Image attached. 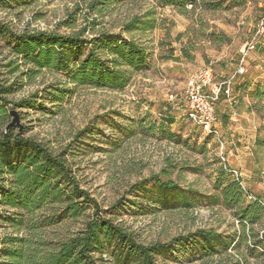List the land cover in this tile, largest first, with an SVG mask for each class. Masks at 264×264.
Here are the masks:
<instances>
[{
	"label": "rangeland",
	"instance_id": "1",
	"mask_svg": "<svg viewBox=\"0 0 264 264\" xmlns=\"http://www.w3.org/2000/svg\"><path fill=\"white\" fill-rule=\"evenodd\" d=\"M89 1L26 0L17 8L0 9V20L19 31L68 33L71 29L64 21L79 5L77 28L88 27L95 18L98 29L119 32L129 18L152 10L157 19L155 29L126 33L147 46V66L123 91L73 90L69 85L54 103L50 100L55 91L52 86L65 83V75L43 71L32 83L21 74L7 75L5 85L13 89L8 99L30 97L35 103L32 110H17L18 130L48 145L54 153H64L74 175L98 200L106 216L133 231L141 243H165L203 228L223 236V241L215 243L223 255L242 251L248 264H264V248L257 238L264 233V216L253 233L247 223L248 239L237 243L243 223L224 203L219 186L221 181L237 179L228 172L235 169L247 194L264 201V35L245 58L246 73L233 81L232 98L218 105L222 148L217 138L187 117L181 104L188 78L195 71L210 68L218 78L234 74L244 58L245 45L252 41L256 25L264 17V0H197L185 8L166 6L161 0H122L101 16L89 14ZM3 51L4 42L0 41L2 57ZM172 94L176 101L170 98ZM88 126L94 134L78 139L76 135ZM109 128L114 131L112 139L105 136ZM3 130L1 120L0 134ZM17 173L1 178L8 182L11 193L0 205L2 236L20 233L56 245L83 231L93 209L75 219L63 214L65 203L35 205L33 197L25 200ZM154 175L174 181L183 191L190 189L188 195L195 207H189L178 193L162 199L154 180L147 182L144 190H134L137 182ZM135 196L136 208L123 211L117 206L120 199L133 201ZM146 200H153L156 207L141 209ZM242 200L246 205L254 203L247 195ZM12 201L16 210L9 208ZM9 213L12 218L6 222L3 216ZM203 254L199 258L192 253L185 264H209L212 258L205 251ZM214 257L220 259L218 254Z\"/></svg>",
	"mask_w": 264,
	"mask_h": 264
},
{
	"label": "trees",
	"instance_id": "2",
	"mask_svg": "<svg viewBox=\"0 0 264 264\" xmlns=\"http://www.w3.org/2000/svg\"><path fill=\"white\" fill-rule=\"evenodd\" d=\"M121 1L90 0L87 4L89 14L101 16ZM196 1L161 0L166 6L184 8ZM24 3L26 0H0V9L17 8ZM79 9L78 5L75 11L69 13L68 20L64 21L65 26L71 29L68 33L26 28L19 31L13 28L12 23L0 20V41L4 42V55H0V121L3 120L4 126L0 134V205L5 204L8 194L11 195L8 182L1 181V178L4 180L5 175L13 176L18 172V182L24 186L25 200L33 197L35 205L52 201L65 203L63 214L75 219L83 216L89 209L94 210L93 216L85 222L80 234L60 240L56 245L39 238L30 239L20 233L4 236L0 234V264H160V261L166 264H185L192 253L202 258L204 251L212 258L209 264H227L228 260H232V264H248L242 251L236 254L226 252L227 255H223L222 251L218 252L215 243L223 241V236L203 228L194 233L179 235L165 243H141L133 231L106 216L98 200L82 187L72 167L66 162L64 153L56 154L48 145L25 137L18 130V123L11 125L12 110H32L35 103L30 97L19 101L8 99L13 89L5 85L4 78L7 75L21 74L26 82L31 83L43 71L65 75V83L59 81L52 86L55 91L51 92L50 100L54 103L66 94L65 86L69 85L73 86V90L91 88L123 91L133 76L147 66V46L135 36H126V33H145L155 29L157 19L154 11L148 10L143 15L129 18L123 23L121 30L115 32L98 29V19L95 18L90 20L88 27L77 28L76 11ZM92 131L88 126L76 136L81 139ZM93 134L94 132L90 133ZM105 136L112 139L114 131L109 128V133ZM152 180L162 199L178 193L189 207H195L188 195L190 189L183 191L174 181L163 180L157 175L137 182L133 186L134 190H144L146 183ZM219 186L222 188L224 203L234 209L243 223V231L239 234L237 243L245 241L249 236L247 223L253 233L255 225L262 222L264 201L261 197L254 196V203L246 205L242 198L248 192L240 179L221 181ZM135 197V200L127 202L125 198L120 199L117 206H121L123 211L136 208L138 197ZM19 198L22 197L16 200ZM141 204H144L140 206L141 209L156 207L153 200H146ZM9 208L16 210L17 204L12 201ZM11 218L10 213L9 216H3L6 222ZM257 238L264 248V233ZM14 244L21 247L16 248ZM215 254L220 259H215Z\"/></svg>",
	"mask_w": 264,
	"mask_h": 264
},
{
	"label": "built area",
	"instance_id": "3",
	"mask_svg": "<svg viewBox=\"0 0 264 264\" xmlns=\"http://www.w3.org/2000/svg\"><path fill=\"white\" fill-rule=\"evenodd\" d=\"M264 35V17L258 22L255 36L252 41L245 45L244 58L238 68L230 77L218 78L210 68H203L192 73L187 81L184 98L181 101L186 109L187 117L200 127L207 135L218 139L220 148L224 145L219 127L218 105L222 100H230L233 95V81L246 73L245 58L249 52L256 49L259 39ZM173 101L177 100L175 95H170ZM232 175L239 179L238 170L231 169ZM254 200L251 194L247 195ZM107 260V255L104 256Z\"/></svg>",
	"mask_w": 264,
	"mask_h": 264
},
{
	"label": "water",
	"instance_id": "4",
	"mask_svg": "<svg viewBox=\"0 0 264 264\" xmlns=\"http://www.w3.org/2000/svg\"><path fill=\"white\" fill-rule=\"evenodd\" d=\"M11 114L14 116V118H13V120H12V122H11V125H14V124H16V123L19 124V121H20V115H19L18 111H16V110H12V111H11Z\"/></svg>",
	"mask_w": 264,
	"mask_h": 264
}]
</instances>
